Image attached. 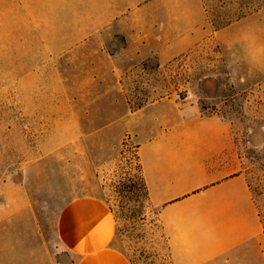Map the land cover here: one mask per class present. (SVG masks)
<instances>
[{"label": "crops", "instance_id": "0c3cea01", "mask_svg": "<svg viewBox=\"0 0 264 264\" xmlns=\"http://www.w3.org/2000/svg\"><path fill=\"white\" fill-rule=\"evenodd\" d=\"M14 4L17 9L22 4L27 14L60 16L59 22L48 20L60 32L58 39L46 42L50 52L62 56L64 48L73 45L82 53L93 48V56L83 61L95 68L82 85L102 89L97 98H85L80 109L111 113L96 126L123 121L133 128L150 201L158 210L174 264H207L223 256H231L227 260H238L237 264H264V221L228 121L205 112L195 100L155 99L133 112L127 100L119 107L116 99L123 94L121 80L140 62L156 56L162 65L171 63L213 38L236 44L234 38L225 39L226 34L253 15L218 29L209 21L204 0H16ZM36 108L45 116L77 109L62 100L22 106L29 116ZM123 108L126 112L117 117L116 111ZM0 194L4 196L0 264H134L115 245L117 218L103 197L80 195L66 201L57 212L54 246L47 248L35 215L29 214L32 200L27 189L3 184ZM248 247H256L257 253L234 259ZM59 253L66 257L62 262Z\"/></svg>", "mask_w": 264, "mask_h": 264}, {"label": "rangeland", "instance_id": "374dc122", "mask_svg": "<svg viewBox=\"0 0 264 264\" xmlns=\"http://www.w3.org/2000/svg\"><path fill=\"white\" fill-rule=\"evenodd\" d=\"M15 1L0 0V186L27 189L32 200L29 214L35 215L47 248L54 246L57 212L66 201L98 195L117 218L115 245L134 264H174L158 210L143 186L133 128L123 121L96 126L111 113L80 109L85 98H97L102 89L82 85L95 68L83 61L93 56V48L82 53L73 45L64 48L62 56L50 52L46 42L58 39L60 32L48 20L59 22L60 16L27 14L22 4L20 9L13 5ZM204 1L213 28L228 19L240 2ZM252 15L226 34L225 39L234 38L236 44L213 38L171 63L162 65L156 56L140 62L121 80L123 94L116 99L119 107L127 100L132 109L155 99L177 100L175 92L188 90L194 93L189 100L200 103L209 114L224 117L264 221V172L260 170L264 159L257 160L264 156V8ZM61 100L77 109L47 116L37 108L30 116L22 109ZM125 112L126 108L119 109L116 115ZM246 252L255 255L257 248H241L234 259L251 257ZM229 258L207 264H237ZM58 259L62 262L66 257L59 253Z\"/></svg>", "mask_w": 264, "mask_h": 264}, {"label": "trees", "instance_id": "16d2710c", "mask_svg": "<svg viewBox=\"0 0 264 264\" xmlns=\"http://www.w3.org/2000/svg\"><path fill=\"white\" fill-rule=\"evenodd\" d=\"M238 5L239 6L236 7V10L233 13L231 12V16L220 24L221 27L227 26L236 20H239V19L247 17V16H249L255 12H258L259 10L264 8V0H252V1L251 0H240ZM220 26L217 25V28ZM137 109L138 108H132L133 112L136 111ZM203 109H205V108L203 107ZM262 159H264V156L257 157L258 161H260ZM260 170L264 172V162H262V164L260 165ZM141 172H142V170H141ZM142 179H143V186H144V189L146 191V195L148 196V198L150 200L149 190H148L146 181L143 177V174H142ZM249 185L251 187V190L254 192L252 185L250 183H249ZM259 212H260L261 218L263 220V214H262L260 209H259Z\"/></svg>", "mask_w": 264, "mask_h": 264}, {"label": "built area", "instance_id": "2783aa9c", "mask_svg": "<svg viewBox=\"0 0 264 264\" xmlns=\"http://www.w3.org/2000/svg\"><path fill=\"white\" fill-rule=\"evenodd\" d=\"M194 96V93L192 91L188 90H180L175 92L174 97L177 100H189L192 99Z\"/></svg>", "mask_w": 264, "mask_h": 264}]
</instances>
